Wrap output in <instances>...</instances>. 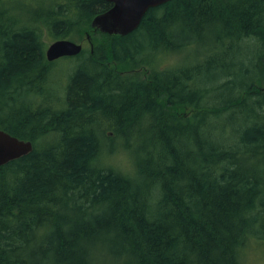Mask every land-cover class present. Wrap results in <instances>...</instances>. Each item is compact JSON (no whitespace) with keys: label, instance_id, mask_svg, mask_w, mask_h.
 Segmentation results:
<instances>
[{"label":"trees","instance_id":"obj_1","mask_svg":"<svg viewBox=\"0 0 264 264\" xmlns=\"http://www.w3.org/2000/svg\"><path fill=\"white\" fill-rule=\"evenodd\" d=\"M111 7L0 0V130L34 145L0 167V264L264 257V0H172L127 36L92 28ZM46 37L90 44L63 90ZM119 146L130 175L101 165Z\"/></svg>","mask_w":264,"mask_h":264},{"label":"water","instance_id":"obj_2","mask_svg":"<svg viewBox=\"0 0 264 264\" xmlns=\"http://www.w3.org/2000/svg\"><path fill=\"white\" fill-rule=\"evenodd\" d=\"M112 7L97 15L91 26L101 33L127 36L138 29L144 16L151 8L159 7L172 0H105ZM90 40V38L88 37ZM84 49L82 43L69 39H60L51 43L46 49L48 62H55L65 57H76ZM34 150L32 141L13 136L0 130V167L29 155Z\"/></svg>","mask_w":264,"mask_h":264},{"label":"rangeland","instance_id":"obj_3","mask_svg":"<svg viewBox=\"0 0 264 264\" xmlns=\"http://www.w3.org/2000/svg\"><path fill=\"white\" fill-rule=\"evenodd\" d=\"M77 43H82L85 49L90 48L89 42L86 40H72ZM46 49L48 46L53 43L47 37L45 38ZM45 49V50H46ZM194 48H188L185 54L183 55V61L186 57L193 51ZM77 59L70 61L68 58H62L58 62L55 63L53 66L54 74L52 73L53 80L55 81L54 84L60 90L65 87L66 85V78L72 72L74 67L77 65ZM129 68V66L127 67ZM64 86V87H63ZM100 160V159H99ZM101 165L105 167H112L120 170L125 174H132L134 172V163L133 157L129 152L122 149L121 146L118 147L117 151L110 155H102L101 157ZM245 262L246 264H264V257L262 255L261 250L257 249V246L253 245L250 247L245 254Z\"/></svg>","mask_w":264,"mask_h":264},{"label":"bare ground","instance_id":"obj_4","mask_svg":"<svg viewBox=\"0 0 264 264\" xmlns=\"http://www.w3.org/2000/svg\"><path fill=\"white\" fill-rule=\"evenodd\" d=\"M245 58V57H244ZM246 59V58H245ZM209 91V90H208ZM209 94V93H208ZM211 95H212V93H210ZM213 96H214V94H213ZM209 97V96H208ZM206 98V97H205ZM216 98V97H215ZM218 98V97H217ZM213 100V99H212ZM207 103V102H206ZM105 138V137H104ZM113 142V141H112ZM110 144H111V142H110ZM107 145V144H106ZM110 147V146H109Z\"/></svg>","mask_w":264,"mask_h":264}]
</instances>
